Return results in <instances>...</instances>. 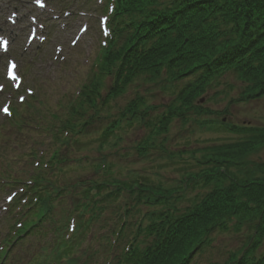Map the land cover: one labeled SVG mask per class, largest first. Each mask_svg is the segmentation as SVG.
I'll list each match as a JSON object with an SVG mask.
<instances>
[{
    "label": "trees",
    "instance_id": "16d2710c",
    "mask_svg": "<svg viewBox=\"0 0 264 264\" xmlns=\"http://www.w3.org/2000/svg\"><path fill=\"white\" fill-rule=\"evenodd\" d=\"M153 0H139L136 2V9L143 10L148 5L152 4ZM183 5L181 6L182 11L190 13V17L182 20L177 28L179 29V34L174 38L176 39L171 43L170 47L167 50V53L164 57L160 58L159 66L161 68H167L170 74L175 73L176 69L182 70L184 72L191 69L192 65L190 63V56L193 55V63H203L210 59L211 52L208 51V48L205 47L203 43L209 38L210 35H215L219 32L221 24L223 26H233L232 31L237 30V33L240 34V45L238 46V52L240 55H243L247 52L251 46L256 42L255 39L260 37L261 30H264V0H180ZM151 13H153L151 11ZM221 13V18H217V15ZM155 14H151L146 18L147 22L155 18ZM262 28L260 29V26ZM148 26V25H147ZM209 27V28H208ZM208 28V29H205ZM264 33V31H263ZM188 39V40H187ZM136 41V36L128 37L124 49H129L134 45ZM231 41L227 42L223 49L230 46ZM204 46V47H203ZM167 49V48H166ZM213 51H218V48H211ZM221 50V49H220ZM210 52V53H209ZM254 54L261 55V58L258 59L256 63L257 66L254 68L253 72L248 75V82L252 84V89H259L261 92L264 91V43H262L258 48L255 49ZM186 59V64H185ZM184 67H183V65ZM183 67V68H182ZM244 146H248L245 144ZM246 150V148H243ZM242 148H227L224 151V156H219L221 162L226 161L227 159L234 158V154L237 152H242ZM244 150V152H245ZM242 156V155H240ZM257 170H260L264 173V164H257ZM257 179L248 178L243 180L240 184L241 187L245 188L247 185H256ZM235 191V190H234ZM219 193V199L221 200L220 205L214 207L215 211L213 214L208 215L204 213L203 208L196 211L197 215H193V212H187L186 215L182 216L181 219H185L184 227L179 233V236L174 240H170L171 246L169 248V257L174 255H183L188 251V248L201 238L203 234L213 224H216L218 221L223 220L227 215L231 218L233 216L238 217L237 206L243 203V198L238 197L241 201H234L229 203L226 201L222 203L223 200L229 199L231 196L225 189H222ZM234 195V193H233ZM245 198V197H244ZM257 207H260V216H262L261 223L258 225V237L263 236L264 234V196L261 191H258V195L255 199ZM229 205V206H227ZM256 207V208H257ZM254 212L257 209L253 210ZM253 212H250L249 218H253ZM188 222V229H186V223ZM200 224H203L200 225ZM188 231V232H187ZM168 259V258H166ZM174 260H171L167 263L159 264H168L173 263Z\"/></svg>",
    "mask_w": 264,
    "mask_h": 264
},
{
    "label": "rangeland",
    "instance_id": "374dc122",
    "mask_svg": "<svg viewBox=\"0 0 264 264\" xmlns=\"http://www.w3.org/2000/svg\"><path fill=\"white\" fill-rule=\"evenodd\" d=\"M60 29V28H59ZM56 29L50 39L46 42V44L42 47L40 54L38 56V59L41 61H37L35 62L33 60V58H31V54H28V58H30V61L33 64V75L29 76L27 75V80L32 83L33 79L36 80H40L42 81V78L45 77V75L47 76V78H49L51 80V82L53 83H57L60 88L65 91V87L68 86V80H75V76L78 72V70L80 68H82L81 66H79L78 68V64L76 63V61H79L80 59H76L75 56L73 58H70V60L68 61V67L65 70H59V65H60V61H55L53 59V55L55 53V48L54 45L56 43H60L61 39H65L64 44L67 45L69 39L71 38L70 36H68V33H66L65 31H62V29ZM18 36V37H17ZM13 37L16 39L15 40V44H18V41L21 39V36L17 34L16 31H13ZM58 38V39H57ZM61 38V39H59ZM94 40V33L93 31H90L84 38V42L82 43V45H80L79 48V52L83 53V49H86L87 46V42ZM95 41V40H94ZM67 47V46H66ZM63 54H66V52L64 51ZM43 57H48L49 60L44 61L43 62ZM52 57V58H51ZM54 62V63H53ZM75 66V67H74ZM36 75H35V74ZM35 82V80H34ZM72 86V85H71ZM253 108H260V109H264V102L262 103H256L254 104ZM241 109V108H240ZM242 112H239L238 115V120L242 121L241 119V114ZM236 115V116H237ZM20 152V151H19ZM12 156L16 155L15 153H11ZM262 155L264 157V151L262 152ZM24 164L21 167H25V165H27V159L23 158L22 159V163ZM217 238V243L216 245H224L225 247H227L228 249H232L234 247H237L240 245L238 237L236 238L235 236H233V233H228V234H218L216 236Z\"/></svg>",
    "mask_w": 264,
    "mask_h": 264
},
{
    "label": "snow or ice",
    "instance_id": "6c2138e0",
    "mask_svg": "<svg viewBox=\"0 0 264 264\" xmlns=\"http://www.w3.org/2000/svg\"><path fill=\"white\" fill-rule=\"evenodd\" d=\"M36 3L39 4L40 7H42V8L44 7V4H43L42 0H36ZM2 43H3L5 46H7V43H8V42L5 40V41H2ZM13 67H15V65H13ZM4 111H5L6 113H8V109H7V108H5ZM8 114H10V113H8ZM8 199H11V197H9Z\"/></svg>",
    "mask_w": 264,
    "mask_h": 264
}]
</instances>
